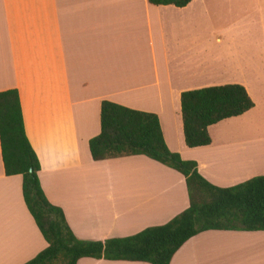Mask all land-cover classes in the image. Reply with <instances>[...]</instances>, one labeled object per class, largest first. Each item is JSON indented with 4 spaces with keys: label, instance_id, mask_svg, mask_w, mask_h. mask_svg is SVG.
I'll return each mask as SVG.
<instances>
[{
    "label": "crops",
    "instance_id": "1",
    "mask_svg": "<svg viewBox=\"0 0 264 264\" xmlns=\"http://www.w3.org/2000/svg\"><path fill=\"white\" fill-rule=\"evenodd\" d=\"M226 83L243 86L253 105L208 125V144L185 146L180 92ZM8 88L17 91L39 185L76 238L122 237L163 224L187 207L183 176L142 154L92 160L87 141L99 131V103L156 114L166 147L194 161L212 185L264 175V132H217L225 122L256 120L264 108V0H190L182 7L0 0V91ZM107 176L110 184L93 185L109 191L104 198L86 197L81 185ZM20 183L19 175L3 174L0 159V264H22L46 246ZM75 264L149 263L80 257ZM168 264H264V230L198 232Z\"/></svg>",
    "mask_w": 264,
    "mask_h": 264
},
{
    "label": "trees",
    "instance_id": "2",
    "mask_svg": "<svg viewBox=\"0 0 264 264\" xmlns=\"http://www.w3.org/2000/svg\"><path fill=\"white\" fill-rule=\"evenodd\" d=\"M190 0H147L152 5L182 7ZM253 105L244 87L226 83L179 94L183 142L209 143L207 126L237 116ZM92 160L142 154L179 172L188 204L160 225L103 240L76 238L58 206L48 202L38 181L39 162L23 129L17 91H0V159L5 176L19 175L22 201L46 246L22 264H75L80 257L168 264L189 237L208 229L264 230V175L228 187L207 182L192 160L170 151L156 114L101 100L99 131L87 141Z\"/></svg>",
    "mask_w": 264,
    "mask_h": 264
},
{
    "label": "rangeland",
    "instance_id": "3",
    "mask_svg": "<svg viewBox=\"0 0 264 264\" xmlns=\"http://www.w3.org/2000/svg\"><path fill=\"white\" fill-rule=\"evenodd\" d=\"M253 94V93H252ZM253 96V95H252ZM260 96L256 95L255 96V101L257 103V106L261 105L260 102ZM259 98V99H258ZM258 99V100H257ZM253 103V102H252ZM259 115L257 119H260V121L256 120H252L251 118L247 117L246 120L243 121V119L241 120L240 123L238 122H225L223 124L220 125L219 129L217 130V132H225V133H232V132H245V133H252V132H264V108L260 107L259 108ZM214 132H216V130H214ZM168 167V166H167ZM97 170H95L96 172ZM98 173V172H97ZM96 176V175H94ZM87 177H89V174H87ZM89 179L86 180L85 184L81 185L82 189L84 190V194L86 195V197H91V195H93V197L95 198L94 200L96 201V197L100 199V197H103L101 195L105 194L109 192L108 190H103L102 192L100 189H93V185H95V183H101L102 187L105 184H110L112 177H105L102 179V181L100 182L99 180L94 181L92 183V185L90 184L91 182L88 181ZM100 185V184H99ZM59 193L61 194V189H59ZM101 193V194H100ZM81 195H83V193L80 192ZM67 195L69 197H71V195H73V191H67ZM104 198V197H103ZM104 200L101 201V203L103 204ZM108 214V213H107Z\"/></svg>",
    "mask_w": 264,
    "mask_h": 264
}]
</instances>
